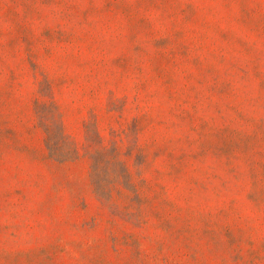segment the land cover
Returning <instances> with one entry per match:
<instances>
[{"label":"rangeland","instance_id":"rangeland-1","mask_svg":"<svg viewBox=\"0 0 264 264\" xmlns=\"http://www.w3.org/2000/svg\"><path fill=\"white\" fill-rule=\"evenodd\" d=\"M0 264H264V0H0Z\"/></svg>","mask_w":264,"mask_h":264},{"label":"trees","instance_id":"trees-1","mask_svg":"<svg viewBox=\"0 0 264 264\" xmlns=\"http://www.w3.org/2000/svg\"><path fill=\"white\" fill-rule=\"evenodd\" d=\"M51 155H53L54 157H60V155L57 153V151L52 150L50 151ZM102 150L97 149L92 153V158H93V172H94V184H95V188L96 190H100L102 189L101 183H100V179L98 178V171H99V166H100V161H99V156L102 154ZM96 178V179H95Z\"/></svg>","mask_w":264,"mask_h":264}]
</instances>
